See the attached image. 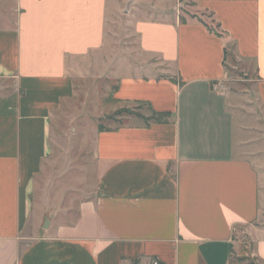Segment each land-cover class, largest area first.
Returning a JSON list of instances; mask_svg holds the SVG:
<instances>
[{
	"label": "crops",
	"instance_id": "obj_1",
	"mask_svg": "<svg viewBox=\"0 0 264 264\" xmlns=\"http://www.w3.org/2000/svg\"><path fill=\"white\" fill-rule=\"evenodd\" d=\"M189 9L0 0V264H264V177L247 155L264 127V0ZM122 20L138 44L110 52ZM110 54L114 114L133 113L99 122L92 193L36 207L53 122ZM229 67L255 80L233 89Z\"/></svg>",
	"mask_w": 264,
	"mask_h": 264
},
{
	"label": "rangeland",
	"instance_id": "obj_2",
	"mask_svg": "<svg viewBox=\"0 0 264 264\" xmlns=\"http://www.w3.org/2000/svg\"><path fill=\"white\" fill-rule=\"evenodd\" d=\"M193 3L194 0H183V18L194 17L189 12V6ZM123 17L126 16L122 15ZM204 20L212 28L216 27L209 15H205ZM114 24L116 27L113 36L116 40L110 43L108 48L110 52L117 53L126 45L137 46V38L126 21L122 20ZM112 55H108L112 60L108 61V56L106 57L110 69L99 76H89L79 81L81 86L79 95L55 118L52 130L53 152L49 162L46 163L43 175L35 185L33 199L36 207L37 197L39 198L40 195H48V198L52 196L54 203L52 208L55 211L60 206L69 207L73 201L93 192L97 179L94 171V134L99 122L106 129H112L119 124L114 112L122 105L112 100L117 86V76L113 71L117 61ZM119 68L118 65L114 69L117 71ZM229 69L227 79L233 89L239 84L249 82V79L255 80L254 73L250 77L239 67L234 69L229 67ZM258 137L256 146L253 150L249 149L247 155H253L252 158L259 165L261 175L264 177L263 126Z\"/></svg>",
	"mask_w": 264,
	"mask_h": 264
},
{
	"label": "trees",
	"instance_id": "obj_3",
	"mask_svg": "<svg viewBox=\"0 0 264 264\" xmlns=\"http://www.w3.org/2000/svg\"><path fill=\"white\" fill-rule=\"evenodd\" d=\"M202 21V20H201ZM208 26V25H207ZM209 27V29L212 31V32H215L217 35H221V33L218 31V30H216V29H214V28H212V27H210V26H208ZM124 113H133L130 109H128V108H124V109H121V110H118L115 114H114V116H116V115H123ZM101 128H104L102 125H101Z\"/></svg>",
	"mask_w": 264,
	"mask_h": 264
},
{
	"label": "built area",
	"instance_id": "obj_4",
	"mask_svg": "<svg viewBox=\"0 0 264 264\" xmlns=\"http://www.w3.org/2000/svg\"><path fill=\"white\" fill-rule=\"evenodd\" d=\"M155 264H158L157 262H155Z\"/></svg>",
	"mask_w": 264,
	"mask_h": 264
}]
</instances>
